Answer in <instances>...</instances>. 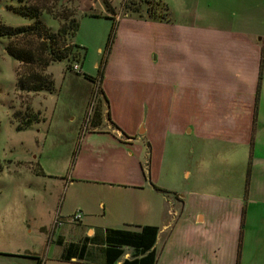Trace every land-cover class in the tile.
I'll return each mask as SVG.
<instances>
[{"label":"crops","instance_id":"crops-1","mask_svg":"<svg viewBox=\"0 0 264 264\" xmlns=\"http://www.w3.org/2000/svg\"><path fill=\"white\" fill-rule=\"evenodd\" d=\"M168 10L123 17L109 52L97 50L107 118L59 178L81 221L41 227L45 249L0 253L7 264H106V230L137 226L158 229L156 264H264V0H176ZM186 132L233 149L180 150L189 184L177 192L166 139ZM132 254L125 247L115 264Z\"/></svg>","mask_w":264,"mask_h":264},{"label":"rangeland","instance_id":"rangeland-1","mask_svg":"<svg viewBox=\"0 0 264 264\" xmlns=\"http://www.w3.org/2000/svg\"><path fill=\"white\" fill-rule=\"evenodd\" d=\"M175 1L0 0V25L31 26L33 21L16 14L15 9L38 4L42 9L39 19L57 36L54 38L59 43L57 47L71 49L63 62L51 63L43 69L37 63L20 64L7 53L10 44L35 48L40 42L35 37L0 36V253L40 252L45 249L44 236L38 231L41 227L50 228L55 219L79 223L72 220L70 192L66 193L59 178L69 174L70 163L84 145L86 132L107 118L99 91L104 55L97 50L105 51L109 36L123 17L169 14L168 8L173 7ZM72 20L79 24L76 36L71 29ZM74 44L85 49L83 62V50L75 48ZM51 45L56 47L55 43ZM95 62L99 63V68L94 67ZM33 73L53 80L52 93L18 88V81L23 79L30 83ZM191 143L194 147L198 144V150H229L230 146V150L233 149V143L223 139L210 140L207 136L197 139L187 132L178 138L170 133L166 139L164 168L166 183L173 191L179 192L188 183L181 175L178 153L191 150ZM249 149L250 146L238 148ZM7 262L0 257V264Z\"/></svg>","mask_w":264,"mask_h":264},{"label":"trees","instance_id":"trees-1","mask_svg":"<svg viewBox=\"0 0 264 264\" xmlns=\"http://www.w3.org/2000/svg\"><path fill=\"white\" fill-rule=\"evenodd\" d=\"M20 2L23 0H19ZM42 9L38 4H28L21 5L15 9V13L23 18L33 21V24L28 27H17L13 28L10 26L0 25V36L6 38H15L18 36L31 35L35 37L38 41V45L35 48H24L16 47L14 45H8L7 53L15 61L24 65H41L40 67L46 68L51 63L63 62L70 55V50L68 46L65 48L57 47L59 45L58 41L54 38L57 36L52 34L39 19ZM167 13H163L161 16L149 14V18H160L166 19ZM71 29L76 36L79 29V24L77 21L72 20ZM116 25L114 28V32ZM114 32L109 36L108 42L106 44L105 52L108 53L113 41ZM63 34V32H62ZM58 35H61L59 32ZM52 43H55L56 47L53 48ZM75 48L83 50L82 62L85 58V49L74 44ZM81 62V64H82ZM103 66V60H102ZM42 69V68H41ZM103 71V69H102ZM102 71L100 75L102 77ZM32 81L30 83H25L23 79H20L17 83L18 88L21 91L27 92H48L52 93L54 90V82L52 79L46 80L39 74H32L30 76ZM90 79V78H87ZM91 80V79H90ZM100 91V88H99ZM100 93H102L100 91ZM134 231L125 230H106V242L107 247L105 249V262L106 264H115L124 254V248H130L133 251L132 258L129 260H124L121 264H156V255L154 252V244L156 242L158 229L152 226H137ZM84 257V248L82 247L79 253V259ZM65 260H69V251L64 257ZM36 264H40L38 261Z\"/></svg>","mask_w":264,"mask_h":264},{"label":"built area","instance_id":"built-area-1","mask_svg":"<svg viewBox=\"0 0 264 264\" xmlns=\"http://www.w3.org/2000/svg\"><path fill=\"white\" fill-rule=\"evenodd\" d=\"M75 69L78 70L77 67H75ZM81 218H82V215H81L80 212H76L72 216V220L74 222H80L81 221ZM58 223H59V220L58 219H55V224L57 225Z\"/></svg>","mask_w":264,"mask_h":264}]
</instances>
